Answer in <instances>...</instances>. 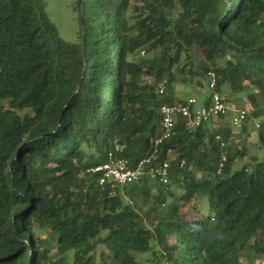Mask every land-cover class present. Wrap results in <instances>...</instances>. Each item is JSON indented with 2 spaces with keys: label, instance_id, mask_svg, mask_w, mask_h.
I'll return each instance as SVG.
<instances>
[{
  "label": "trees",
  "instance_id": "1",
  "mask_svg": "<svg viewBox=\"0 0 264 264\" xmlns=\"http://www.w3.org/2000/svg\"><path fill=\"white\" fill-rule=\"evenodd\" d=\"M47 5L0 0V264H145L154 260L140 255L154 244L166 264L262 258L264 123L255 141L262 158L235 171L247 151L232 152L230 139L247 127L248 107L239 129L190 131L181 119L157 152L155 140L160 105L183 100L177 72L209 81L214 71L220 93L249 84L254 103V93L264 97V0H76L77 42L61 37ZM141 48L153 55L137 58ZM163 78L169 87L160 95ZM111 151L132 166L169 160L170 182L145 177L113 194L88 171ZM200 201L206 212L184 215ZM46 228L58 259L42 244Z\"/></svg>",
  "mask_w": 264,
  "mask_h": 264
},
{
  "label": "built area",
  "instance_id": "2",
  "mask_svg": "<svg viewBox=\"0 0 264 264\" xmlns=\"http://www.w3.org/2000/svg\"><path fill=\"white\" fill-rule=\"evenodd\" d=\"M168 87L169 80L167 78H163L157 84V90L160 95H165ZM216 87L217 75L214 71H210L209 88L211 94L209 95V101L206 100V97L203 101H200L197 96L193 95L184 98L182 101L162 103L160 105V134L155 140L156 152L159 145L172 138L175 133V127L181 119L185 121L186 128L190 131L206 123H210L215 128L231 127L236 130L242 127L247 119L248 110L245 107L232 108L224 99L222 93L216 90ZM232 110L233 113H231ZM229 116H231L230 124H228L227 120ZM257 127H260L259 123ZM216 138L220 140L223 147L226 146V142L220 134ZM234 139L235 134L231 137V142ZM239 148L241 149V147ZM116 150H122V147L117 145ZM227 159V151H224L218 168L219 173L222 172ZM147 163H150L148 158L140 161L137 166H132L126 158L116 155V151H111L106 160L91 167L88 171L96 173L99 183L109 188L115 195L123 193L127 188L145 177L158 180L163 184L170 182L169 160L158 165H152L149 168H147ZM257 262V264H264V256Z\"/></svg>",
  "mask_w": 264,
  "mask_h": 264
},
{
  "label": "rangeland",
  "instance_id": "3",
  "mask_svg": "<svg viewBox=\"0 0 264 264\" xmlns=\"http://www.w3.org/2000/svg\"><path fill=\"white\" fill-rule=\"evenodd\" d=\"M75 2L76 0H47V13L49 19L55 23L59 34L62 38L70 42H77L79 40V13L75 10ZM168 14H172L173 10H168ZM195 51V60L198 62L203 58L201 51L198 47H194ZM159 52V51H158ZM153 52H148L144 48L139 49L136 54L137 58L141 57H149L152 56ZM220 64L224 63V60L219 61ZM143 81L146 83H151L154 81L150 76H143ZM247 89H244L241 93L237 90L232 89L229 85H223L221 93L228 100V104L232 108L238 107H248L249 108V121L247 122V127L242 131H237L235 133V139L231 145L232 152H236L237 150L244 151L247 153L245 156L239 155L235 164L233 165V171L240 169V167L249 162L251 157L254 154L259 153L260 159L262 158L263 152H260L255 146V141L257 140L258 130L257 124L264 123V97L261 93H254L255 103L252 101V97H250V86L246 85ZM173 88L176 91V95L179 99H184L190 95H195L198 97L200 101L210 93L209 89V81L208 79L201 77H189L188 74L176 73V79L173 82ZM229 94V95H228ZM22 111L21 113H23ZM231 112V111H230ZM233 113V110L232 112ZM256 113V115H255ZM229 116L227 118L228 124H230ZM241 147V149L239 148ZM239 148V149H238ZM173 158V156L171 155ZM154 183L155 181L152 180ZM196 205V207H194ZM205 202H198L197 204L191 203L186 207L182 208V212L184 215L191 217L196 214L197 210L205 209ZM165 208V207H164ZM207 211L206 209L204 210ZM154 224H149V226H153ZM42 239V244L45 248L50 250L51 259H58L61 257V253L59 252V244L57 240V236L51 232L49 228L44 229L40 235ZM171 246L176 244V237H172L170 240ZM158 247L154 244L153 252H157ZM103 247L98 248V254L101 253ZM153 252L147 254H141L140 258L144 260L145 258L153 259L154 262L148 261L145 264H166V262L162 261V259H156L153 256ZM100 257V256H99ZM252 260L249 262H245V264H257V260L260 258L254 257L252 255ZM63 264H71L70 261H66Z\"/></svg>",
  "mask_w": 264,
  "mask_h": 264
},
{
  "label": "crops",
  "instance_id": "4",
  "mask_svg": "<svg viewBox=\"0 0 264 264\" xmlns=\"http://www.w3.org/2000/svg\"><path fill=\"white\" fill-rule=\"evenodd\" d=\"M190 96H193V95H190ZM189 97V96H188ZM257 138H258V135H257ZM248 261H250V260H246L245 262H248Z\"/></svg>",
  "mask_w": 264,
  "mask_h": 264
},
{
  "label": "water",
  "instance_id": "5",
  "mask_svg": "<svg viewBox=\"0 0 264 264\" xmlns=\"http://www.w3.org/2000/svg\"><path fill=\"white\" fill-rule=\"evenodd\" d=\"M79 3L81 4V0H79ZM84 46H85V42H84Z\"/></svg>",
  "mask_w": 264,
  "mask_h": 264
}]
</instances>
